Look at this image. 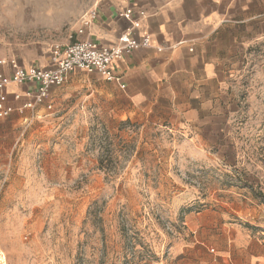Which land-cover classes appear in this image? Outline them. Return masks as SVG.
Instances as JSON below:
<instances>
[{
	"label": "rangeland",
	"instance_id": "obj_1",
	"mask_svg": "<svg viewBox=\"0 0 264 264\" xmlns=\"http://www.w3.org/2000/svg\"><path fill=\"white\" fill-rule=\"evenodd\" d=\"M95 1L0 0V36L61 45ZM255 49L262 73L232 137L204 156L125 117L83 70L50 88V109L0 118L6 264H227L231 228L264 232V42Z\"/></svg>",
	"mask_w": 264,
	"mask_h": 264
},
{
	"label": "crops",
	"instance_id": "obj_2",
	"mask_svg": "<svg viewBox=\"0 0 264 264\" xmlns=\"http://www.w3.org/2000/svg\"><path fill=\"white\" fill-rule=\"evenodd\" d=\"M92 8L96 19L61 46L75 39L113 46L130 24L125 10H132L131 19L144 12L133 36H148L150 45L111 63L119 81L107 82L98 74L121 114L151 119L192 155L204 156L215 141L231 139L243 94L262 73L255 48L264 42V0H96ZM50 50L46 42L21 44L0 36V60L15 59L21 67H51ZM0 71L11 74L8 65H0ZM36 91L33 82L6 87L10 115L16 112L26 121L24 112L39 104L22 106L31 100L26 94ZM43 103L51 108L50 89ZM231 230L227 264H264V232L251 236Z\"/></svg>",
	"mask_w": 264,
	"mask_h": 264
},
{
	"label": "built area",
	"instance_id": "obj_3",
	"mask_svg": "<svg viewBox=\"0 0 264 264\" xmlns=\"http://www.w3.org/2000/svg\"><path fill=\"white\" fill-rule=\"evenodd\" d=\"M131 14V9L125 10L124 16L130 20V24L113 46L97 47L88 40L78 39L71 40L64 46L52 45L50 50L51 67L49 68L21 67L15 59L0 60V65H8L11 70L10 76H6L0 71V118L8 117L13 110V107L7 104L4 93L5 88L10 84L20 85L30 82L37 84L36 93H27L26 95L31 100L24 102L22 106L23 108H32L48 97L49 89L52 86H59L63 83L67 72L83 70L87 73H97L107 82L119 81L110 67L111 63L121 60L124 54L136 48L150 45L148 36H143L141 39H136L133 36L139 27V18L144 16V12L140 11L139 18L136 19H131ZM96 17L97 11L94 8L85 12L80 18V26L76 34H81ZM121 88H123L122 84ZM14 99H20V95L15 94Z\"/></svg>",
	"mask_w": 264,
	"mask_h": 264
},
{
	"label": "bare ground",
	"instance_id": "obj_4",
	"mask_svg": "<svg viewBox=\"0 0 264 264\" xmlns=\"http://www.w3.org/2000/svg\"><path fill=\"white\" fill-rule=\"evenodd\" d=\"M0 264H6L5 255L2 251H0Z\"/></svg>",
	"mask_w": 264,
	"mask_h": 264
},
{
	"label": "trees",
	"instance_id": "obj_5",
	"mask_svg": "<svg viewBox=\"0 0 264 264\" xmlns=\"http://www.w3.org/2000/svg\"><path fill=\"white\" fill-rule=\"evenodd\" d=\"M100 163H101V161H100Z\"/></svg>",
	"mask_w": 264,
	"mask_h": 264
}]
</instances>
